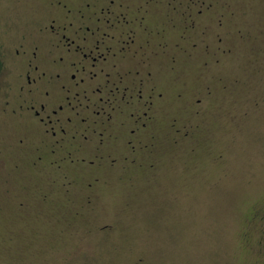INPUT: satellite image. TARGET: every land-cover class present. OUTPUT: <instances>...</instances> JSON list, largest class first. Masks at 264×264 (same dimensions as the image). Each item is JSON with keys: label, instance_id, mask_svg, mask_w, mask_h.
<instances>
[{"label": "rangeland", "instance_id": "1", "mask_svg": "<svg viewBox=\"0 0 264 264\" xmlns=\"http://www.w3.org/2000/svg\"><path fill=\"white\" fill-rule=\"evenodd\" d=\"M170 1L152 9L188 54L154 72L148 147L58 171L31 164L15 51L50 0H0V264H264V0Z\"/></svg>", "mask_w": 264, "mask_h": 264}, {"label": "flooded vegetation", "instance_id": "2", "mask_svg": "<svg viewBox=\"0 0 264 264\" xmlns=\"http://www.w3.org/2000/svg\"><path fill=\"white\" fill-rule=\"evenodd\" d=\"M160 1L50 0L53 13L36 27L30 50H15L24 63L20 93L29 96L18 106L39 137L30 144L31 164L58 171L102 160L112 166L148 147L163 95L154 72L162 56L174 71L179 51L188 54L180 43L185 33L177 32L173 52L170 29L163 39L160 24L175 23L152 9ZM186 13L187 29L192 11Z\"/></svg>", "mask_w": 264, "mask_h": 264}, {"label": "trees", "instance_id": "3", "mask_svg": "<svg viewBox=\"0 0 264 264\" xmlns=\"http://www.w3.org/2000/svg\"><path fill=\"white\" fill-rule=\"evenodd\" d=\"M0 70H1V60H0Z\"/></svg>", "mask_w": 264, "mask_h": 264}]
</instances>
